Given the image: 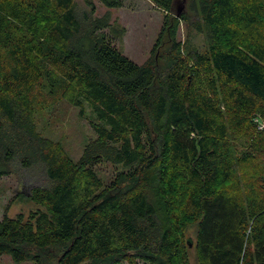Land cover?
I'll list each match as a JSON object with an SVG mask.
<instances>
[{
  "label": "trees",
  "instance_id": "16d2710c",
  "mask_svg": "<svg viewBox=\"0 0 264 264\" xmlns=\"http://www.w3.org/2000/svg\"><path fill=\"white\" fill-rule=\"evenodd\" d=\"M150 1L163 25L139 64L92 0H0V179L43 175L36 208L0 221V256L264 264V0H190L191 16ZM183 20L205 50L184 51ZM40 92L89 107L95 136L77 159L39 131Z\"/></svg>",
  "mask_w": 264,
  "mask_h": 264
},
{
  "label": "rangeland",
  "instance_id": "374dc122",
  "mask_svg": "<svg viewBox=\"0 0 264 264\" xmlns=\"http://www.w3.org/2000/svg\"><path fill=\"white\" fill-rule=\"evenodd\" d=\"M92 1L96 4L97 16L110 12L111 22L125 27L121 41L115 39L124 54L139 64L144 63L150 57L162 28L163 12L150 0H123V6L119 8H108L100 2L101 0ZM189 2L190 0H176L174 15L179 16L180 12L193 15L188 6ZM77 3L79 8L86 7L84 0H77ZM177 39L184 46V51L189 49L203 51L207 45L206 34L195 27H190L184 20L179 25ZM45 95L41 92L37 94L35 118L38 129L43 136L59 142L72 158L77 159L84 145L95 136L90 123L91 111L85 105V112L81 114L79 107L72 105L65 98L53 101ZM111 171L112 167L107 165L100 170V174L107 178ZM39 174L38 170L31 173L23 170L20 175L14 173L0 179V221L5 215L14 217L19 213L28 214L36 208L28 196L32 186L42 183L43 175ZM191 254L194 261V254ZM0 264L32 262L15 263L10 255L3 254L0 256Z\"/></svg>",
  "mask_w": 264,
  "mask_h": 264
}]
</instances>
